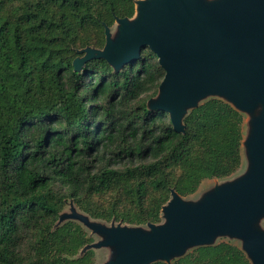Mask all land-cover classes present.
<instances>
[{"label":"trees","instance_id":"1","mask_svg":"<svg viewBox=\"0 0 264 264\" xmlns=\"http://www.w3.org/2000/svg\"><path fill=\"white\" fill-rule=\"evenodd\" d=\"M135 0H0V264H96L77 221L54 227L66 201L105 221L161 220L171 189L193 194L242 164L244 116L209 98L174 130L147 107L163 77L142 48L119 69L78 50ZM153 264H165L156 262ZM172 264H250L235 244L197 247Z\"/></svg>","mask_w":264,"mask_h":264},{"label":"water","instance_id":"2","mask_svg":"<svg viewBox=\"0 0 264 264\" xmlns=\"http://www.w3.org/2000/svg\"><path fill=\"white\" fill-rule=\"evenodd\" d=\"M113 25L104 26L102 48L78 50L74 69L91 57L119 69L148 47L164 73L147 107L166 113L183 132L191 109L209 98L227 102L245 118V168L193 199L171 189L157 223H106L70 199L54 227L71 220L96 234L76 257L105 248L101 264H171L224 236L240 242L250 264H264V0H135L133 15Z\"/></svg>","mask_w":264,"mask_h":264},{"label":"rangeland","instance_id":"3","mask_svg":"<svg viewBox=\"0 0 264 264\" xmlns=\"http://www.w3.org/2000/svg\"><path fill=\"white\" fill-rule=\"evenodd\" d=\"M111 28H112V30H113L114 25H112ZM244 121H245V118H244V120H243V130L245 129ZM244 168H245V159H244V157H242V164H241V166L238 168V170H236L235 173H233L232 175L228 176V178H232V177L236 176L237 174L241 173V172L243 171ZM223 179H224V178L205 179V180H203V181L200 183L198 189H197L193 194L188 195V196H183V197H185V198H187V199H193V198H195V197L197 196V194H198L201 190H203L204 188H207V187L213 185L215 181H220V180H223ZM69 200H70V199H68V200L66 201V204L64 205V207H63L62 210H68V202H69ZM83 212H84V211H83ZM89 216H90V215H89ZM90 217H91V216H90ZM91 218H92V217H91ZM92 219H97V218H92ZM97 220L104 221V222H106V223H110V222H111V221H105V220H101V219H97ZM160 221H161V220H160ZM114 222L117 223L118 221H114ZM141 225H145V224H141ZM262 225L264 226V221L262 222ZM83 227H84V226H83ZM84 228H85V227H84ZM85 229H86V228H85ZM86 230L88 231L89 236H91V237L93 238L92 241H97V240L99 239V237H98L96 234H91L90 230H88V229H86ZM92 241H91V242H92ZM221 241L230 242V243H232V244L237 245L238 247L240 246V242H239L238 240H236V239H229L228 237H225V236H224V237H218V238L216 239V241H215V244H217V243H219V242H221ZM195 248H197V247H195ZM195 248L188 249L187 252H186L183 256L178 257V258H174V259L171 261V264H172V262H173L174 260L184 257L186 254H188L189 252H191V251L194 250ZM93 250H94V252H95V261H96V264H101V263L105 260V258H106V255H107V249H105V248H100V249H93ZM159 262H160V261H159ZM155 263H156V262H155ZM163 263H164V262H163Z\"/></svg>","mask_w":264,"mask_h":264}]
</instances>
